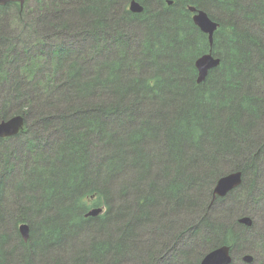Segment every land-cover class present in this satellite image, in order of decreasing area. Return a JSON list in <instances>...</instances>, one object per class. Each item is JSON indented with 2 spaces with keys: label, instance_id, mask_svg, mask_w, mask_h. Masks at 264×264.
<instances>
[{
  "label": "trees",
  "instance_id": "16d2710c",
  "mask_svg": "<svg viewBox=\"0 0 264 264\" xmlns=\"http://www.w3.org/2000/svg\"><path fill=\"white\" fill-rule=\"evenodd\" d=\"M131 1L0 7V122L25 118L0 139V264L264 249L256 209L241 207L264 202V0H136L141 13ZM190 7L220 24L212 47ZM210 52L221 63L198 83ZM233 172L241 185L214 200Z\"/></svg>",
  "mask_w": 264,
  "mask_h": 264
},
{
  "label": "water",
  "instance_id": "95a60500",
  "mask_svg": "<svg viewBox=\"0 0 264 264\" xmlns=\"http://www.w3.org/2000/svg\"><path fill=\"white\" fill-rule=\"evenodd\" d=\"M27 0H0V7H4L10 3H18L21 7H24ZM169 4H172L170 1ZM130 10L134 13H141L143 7L137 2L133 1L130 5ZM192 12H196L195 8H191ZM195 25L201 29L202 32L207 34L209 37V44L212 47L214 44V35L219 28V24L215 22L206 12L199 11L193 18ZM220 59L214 57L212 52L203 55L196 62L198 70V83H203L208 76V73L220 65ZM25 118L21 115L12 117L8 120L0 122V139L12 138L21 133L24 129ZM240 174L230 175L223 178L218 185L217 192L221 195L226 194L229 190L234 188L240 182ZM103 213L102 208H95L90 210L85 217H97ZM247 224H251L250 219H246ZM20 233L22 234L25 241L29 238V226L23 224L19 227ZM243 261L250 264L254 261V257L250 254L244 256ZM232 258L230 257V249L226 246L216 249L208 253L202 260L201 264H231Z\"/></svg>",
  "mask_w": 264,
  "mask_h": 264
},
{
  "label": "rangeland",
  "instance_id": "374dc122",
  "mask_svg": "<svg viewBox=\"0 0 264 264\" xmlns=\"http://www.w3.org/2000/svg\"><path fill=\"white\" fill-rule=\"evenodd\" d=\"M14 139V138H13ZM263 188V187H261ZM254 195H257L256 193H254ZM240 203V202H239ZM243 204V205H242ZM241 207H243L244 209L246 210H252V209H256V212H257V215H256V218H257V228L260 227L264 230V210H263V207H264V202H260V203H257L256 201V196L248 199H244L243 202L241 203ZM258 211L260 214H258ZM246 217V216H245ZM243 218V217H242ZM242 218H239L238 219V223L240 224V219ZM20 232V231H19ZM20 235L22 236V234L20 233ZM23 237V236H22ZM197 250V249H196ZM254 249H252L253 251ZM198 251L200 252L199 255L203 252V250L201 249V247L198 249ZM157 252V250H155V253ZM159 252V251H158ZM163 252H166V251H163ZM206 255V254H205ZM251 255V254H250ZM256 255H257V258H256V261H255V264H263V263H260L261 261H264V249L261 247L260 249H258V251L256 252ZM245 256V255H244ZM253 256V255H252ZM240 258L239 255L237 256H233V263L234 264H243L241 261L238 259ZM235 260V261H234ZM258 261V262H257Z\"/></svg>",
  "mask_w": 264,
  "mask_h": 264
},
{
  "label": "bare ground",
  "instance_id": "6f19581e",
  "mask_svg": "<svg viewBox=\"0 0 264 264\" xmlns=\"http://www.w3.org/2000/svg\"><path fill=\"white\" fill-rule=\"evenodd\" d=\"M133 1H135V2H137L136 0H133ZM133 1H131L130 2V5H131V3L133 2ZM169 2L170 1H168V4H169ZM172 2V4H173V1H171ZM138 3V2H137ZM139 4V3H138ZM172 4H169V5H172ZM20 5V4H19ZM140 5V4H139ZM141 6V5H140ZM141 7H143V6H141ZM191 8L192 7H190V11H191ZM193 8H195V7H193ZM196 9V8H195ZM143 10H144V8H143ZM199 11H202V10H197L196 9V12H192V13H194V16L199 12ZM143 12V11H142ZM205 12V11H204ZM134 13V12H133ZM207 13V12H206ZM208 14V13H207ZM209 15V14H208ZM194 16H193V18H194ZM200 29V28H199ZM201 30V29H200ZM204 33V32H203ZM209 37V36H208ZM202 57V56H201ZM215 57V56H214ZM216 58V57H215ZM218 59V58H217ZM197 62V61H196ZM221 63V62H220ZM218 67V66H217ZM215 69V68H214ZM213 70V69H212ZM234 174H240L241 175V177H240V182H239V184L238 185H236L234 188H232L231 190H229L226 194H224V195H221V194H219L218 192H217V188H218V185H219V182L223 179V178H226V177H228V176H230V175H234ZM241 183H242V172H233V173H230V174H227L226 176H223V177H221L218 181H217V184H216V186H215V188H214V192H213V197H214V200L216 199V198H218V197H220V198H225L230 192H232L233 190H235V189H237L240 185H241ZM246 219H250L251 220V224H247L246 222H245V220ZM240 224H244V225H246L247 227H251L252 226V224H253V220H252V218H250V217H248V216H246V217H243L242 219H240ZM229 247V246H228ZM229 249H230V247H229ZM247 255V254H246ZM245 255V256H246ZM230 257L232 258V263H233V256H232V254H231V249H230ZM244 258V257H243ZM231 263V264H232Z\"/></svg>",
  "mask_w": 264,
  "mask_h": 264
},
{
  "label": "flooded vegetation",
  "instance_id": "af4514ba",
  "mask_svg": "<svg viewBox=\"0 0 264 264\" xmlns=\"http://www.w3.org/2000/svg\"><path fill=\"white\" fill-rule=\"evenodd\" d=\"M220 25V24H219ZM220 27V26H219ZM218 30V29H217ZM217 32V31H216ZM224 246H226V245H224ZM224 246H222V247H224ZM226 247H228V246H226ZM219 248H221V247H219ZM219 248H216V249H219ZM229 248V247H228ZM216 249H213L212 251H214V250H216ZM231 249V248H230ZM212 251H210V252H212ZM210 252H208V253H210ZM208 253H206V255L208 254ZM231 254H232V252H231ZM205 255V256H206ZM239 255V257L242 259V261H241V259L240 258H238L243 264H248V263H244V261H243V257L244 256H242L241 257V254H238ZM205 256H203V258L205 257ZM233 256V255H232ZM203 258L201 259V261H200V264H201V262H202V260H203ZM235 261V260H234ZM255 261H256V258L254 257V261L252 262V263H250V264H254L255 263ZM232 264H234V263H232Z\"/></svg>",
  "mask_w": 264,
  "mask_h": 264
}]
</instances>
